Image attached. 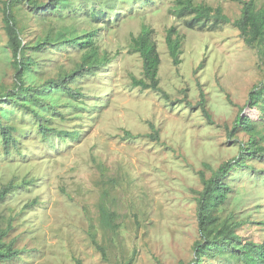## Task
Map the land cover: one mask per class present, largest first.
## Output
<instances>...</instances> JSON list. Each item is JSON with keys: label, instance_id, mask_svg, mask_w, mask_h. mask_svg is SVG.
Segmentation results:
<instances>
[{"label": "rangeland", "instance_id": "1", "mask_svg": "<svg viewBox=\"0 0 264 264\" xmlns=\"http://www.w3.org/2000/svg\"><path fill=\"white\" fill-rule=\"evenodd\" d=\"M6 1L0 0V123L11 128L14 143L6 153L0 136V188L13 190L0 201V230H7L0 243L17 255L0 264H190L200 239L199 173L209 179L250 137L264 151V95L245 108L248 92L264 81V29L253 41L242 36L231 25L242 5L230 0H192L220 8L230 21L194 28L186 25L191 16L175 14V0L15 2L11 13L32 62L21 84L43 101L35 103L12 92ZM243 1L264 13V0ZM169 27L182 37L177 66L164 43ZM143 29L160 59L157 91L131 83L142 79L131 39ZM90 33L93 67L68 83L77 95L45 85L78 67L86 49L70 41ZM242 108L247 130L232 126ZM40 124L55 132L43 134ZM222 183L229 191L212 210L213 242L200 264H244L246 245L264 241V159L241 157ZM101 198L108 225L100 221ZM228 233L238 242L224 240Z\"/></svg>", "mask_w": 264, "mask_h": 264}, {"label": "trees", "instance_id": "2", "mask_svg": "<svg viewBox=\"0 0 264 264\" xmlns=\"http://www.w3.org/2000/svg\"><path fill=\"white\" fill-rule=\"evenodd\" d=\"M31 0H7L3 9V22L8 38V46L11 51L12 60L15 65L16 83L14 84V96L16 93L25 94L31 101L35 103H42L34 94L31 87H24L21 82V76L25 71H30L31 61L26 58L22 50V41L18 36V30L14 23V18L11 13V6L15 2H24ZM233 2L241 3L240 16L231 22V25L235 27L242 36H249L250 40L259 38L264 29V13L255 11L252 3L245 2L243 0H230ZM175 14L179 18H185L191 16L186 22L187 27H204V25L212 20L216 24H227L230 21L221 13L220 8H211L210 6L203 4H195L192 0H175ZM92 33L87 34L86 41H80L78 38L72 39L70 42L76 44L81 48L86 49L83 53L81 62L78 67L70 74H66L62 77L46 81L45 85H52L53 87H60L67 94L76 96L77 93L68 87V83L77 76L88 73L93 67V63L96 56V49L92 41ZM164 43L166 46L168 57L171 64L177 66L180 63L179 54L181 52L182 37L175 27H169L165 30ZM132 49L138 54L141 60V72L142 79H132L131 83L134 87H139L142 90L157 91L158 78L157 72L160 64V59L156 51L155 43L151 38V31L143 29L140 33L131 39ZM264 95V81L259 85L253 86L248 92L245 108H255L258 104L261 96ZM11 103H15L13 99H10ZM200 106L205 116L207 113L203 108V99H200ZM18 106V105H17ZM20 106V105H19ZM22 107V106H21ZM25 108V107H22ZM29 112L34 113L30 110ZM250 119L245 113L244 109H240L239 113L233 119V128L239 127L241 129H249ZM43 134L55 132L53 129H47L42 124L39 125ZM11 128L7 125L0 123V136L2 139V146L4 152H8V146L14 143V140L10 133ZM246 157L248 159L259 158L264 159V151L257 148L254 137L248 139L247 146L239 147V156L222 163L212 176L205 180L203 175L199 173L201 181V191L198 192L195 206V216L197 220V230L199 234V241L194 243V259L190 264H200V258L204 255H208L207 249L213 242L211 238L212 227L217 223V218L212 215V210L225 200L226 193L229 191L227 185L222 183L223 178L234 167L239 165V159ZM13 186L7 184L0 188V201L11 191ZM100 221L104 225L110 223V214L106 203L103 198L100 199L98 204ZM7 230H0V238L6 234ZM92 245L95 249L100 251L104 255L103 249L97 244L93 234L89 235ZM230 238L231 241L238 242V239H233L232 233L226 234L223 238L226 240ZM250 251V255H244V264H264V241L258 244H248L245 247ZM17 255V251L12 250L11 244L4 245L0 243V260L11 259ZM122 264H129L125 262Z\"/></svg>", "mask_w": 264, "mask_h": 264}]
</instances>
